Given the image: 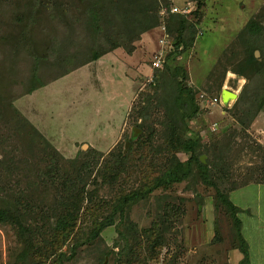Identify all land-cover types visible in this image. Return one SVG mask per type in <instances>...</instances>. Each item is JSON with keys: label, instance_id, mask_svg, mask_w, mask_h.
<instances>
[{"label": "rangeland", "instance_id": "obj_1", "mask_svg": "<svg viewBox=\"0 0 264 264\" xmlns=\"http://www.w3.org/2000/svg\"><path fill=\"white\" fill-rule=\"evenodd\" d=\"M95 1L101 40L80 27ZM108 1L38 0L28 20L31 0H0V264H240L237 253L229 257L235 230L215 188L226 193L264 170V0H204L199 10L192 0H112L115 7ZM173 7L189 12L171 14ZM161 28L168 42L163 49ZM111 43L117 46L109 50ZM102 49L106 53L91 61ZM161 49V65L152 70ZM251 56L258 65L247 62ZM178 85L198 106L180 135L197 139L198 160L213 185L193 165L180 183L123 205L121 196L154 186L162 173L164 157L156 153ZM222 90L235 99L222 105ZM147 97L151 110L142 116ZM142 118L150 148L136 149ZM39 136L60 159L51 160ZM109 152L124 155L121 172L102 182L93 168L95 184L91 177L85 200H75L70 228L56 232L62 203L69 202L68 211L72 205L62 186L73 174L66 162L93 164L94 156L99 166ZM54 167L52 180L45 178ZM109 217L111 225L92 239L93 225ZM154 226L148 242L142 230Z\"/></svg>", "mask_w": 264, "mask_h": 264}, {"label": "trees", "instance_id": "obj_2", "mask_svg": "<svg viewBox=\"0 0 264 264\" xmlns=\"http://www.w3.org/2000/svg\"><path fill=\"white\" fill-rule=\"evenodd\" d=\"M31 1H32V4H31L32 7H30V9H29V16L25 17L28 20L33 18L30 16V14L32 12H34L35 10H37V8H38L37 4H38V6H41V4L38 3V0H31ZM35 1H37V3H35ZM111 1L112 0H109L108 2L110 3V5L112 7H115L114 3H112ZM192 1L196 5V10H199L202 2L204 0H192ZM95 3H96V5L95 4H89V6L86 8L90 14L84 19V21L82 22V25L80 27L83 26L85 29L87 28L88 31L94 32L93 33L95 35L94 38H97V39L99 38L101 40L100 35L98 33L100 31V27H97V20H94L95 12L99 11L100 8H99V3L97 1H95ZM163 3L165 5H167V3L165 1H163ZM56 9L58 10V6H56ZM142 11H143V13H145L148 10H146L144 8ZM152 11H154V6L150 8V12H152ZM149 16H151V14ZM25 18L21 17L20 19H22L24 21ZM152 19L153 20L155 19V21L158 19L156 12H155ZM178 20H179V22H178L179 24H180V22H183V23L185 22L182 19H178ZM74 22H77V20H74ZM188 25H190V24H188ZM191 29L193 31V27ZM175 34L182 37L183 33H182L181 29H178L175 32ZM102 40L105 43H108V41L105 37ZM193 40H194L193 36L189 37V39L187 41V45H185V46H191V44L193 43ZM116 46H117V44L111 43L109 45V50L116 48ZM104 53H106V49L99 50V52H97L93 55H90V60L91 61L97 60L98 57ZM247 62H250L253 64L258 63V61L254 60L252 56L249 57V60H247ZM65 64H66V62H65ZM32 72L33 71H31V75H33ZM174 75L177 76L176 74H174ZM154 80H155V77H154ZM32 90H34V89H32ZM175 92H176V95L174 96V99H173V105L174 106L172 108H169V109H167V107L165 108L166 109L165 110L166 111L165 112L166 119H165V124L163 126L164 137H163V141H162L161 145L158 148V152L156 153V154L161 153L162 157H164L163 158V164L161 167L162 173L155 180L156 184H154V186H152V185L151 186H145V184H146L145 183L141 187V188H146V189H143V191H141V189H136V190L132 191L129 195L121 196V204H123V205H126L128 202H130L132 200L143 197L144 195H146V193H150L153 189H155L157 187L163 186L165 188H169L172 184L180 183L181 181H183L187 178V176L190 173V171H189L190 167L193 165L195 167H197L198 170H200L202 181L208 185H213L211 183V181L207 180V176H206V173L208 172L207 167L201 165L199 160H198L197 150H196V149H198L197 139L196 140L195 139L194 140L184 139L183 136L180 135V131H182L183 133L187 131L184 119L186 118V119L190 120L193 116H195V114L197 113V110H198V106L194 103L193 95H192L190 90H187L186 88H182L180 85H178L177 87H175ZM150 100H151L150 97H147L145 99V102H147L146 105L148 106V108L146 107V109H145V107H141L139 109L140 115L143 116V113H146L147 111L151 110L152 104H151ZM177 101L184 102L183 107H189L191 109L190 112L187 113L185 116H184L185 113H180V109L183 107H178ZM157 107H158V105H153V108H157ZM134 113H135V108L131 107L129 115L132 116V115H134ZM187 115H189V116H187ZM254 115L255 114L253 112L252 113V119H253ZM133 118L137 119L134 116H133ZM143 118L141 120L142 123L137 125V128H139L138 130L140 131L141 134L138 136V138L135 141V144L137 145L136 149H141L142 148L141 145L149 147L148 145L150 144V143H147L149 140V137L145 138L142 136L143 131H144V127H145L144 122H143V120H144ZM38 139L40 140L41 143H43V145H44L43 148H45L47 150V155L51 158V160H53L55 158V156H56V158L59 157V159H60V156L56 153L55 150L49 149L50 146H48V144L46 143V141L42 137L39 136ZM178 153H183V154L187 155V159L184 162L179 161L176 157V155ZM111 158H113V163H112L113 167L111 166L112 168L110 166H108V164L110 162L109 159H111ZM92 159L95 161V162H93V164L89 162V160H91V159H87V160H84L81 162L80 161L79 162H76V161L66 162L67 164H69V168L71 169V172H73V174H72L71 179H70V177H68V174H66L65 177H63V182L65 184H62V186H66V191H68V193L71 195V197H70L71 202L70 203L72 205L70 206L71 209L68 211L66 208L69 207L68 206L69 202L64 201V203H62V205L64 206L63 207L64 208L63 216L61 219H59L56 222V224L54 226V229L56 232L65 233L70 228V225H69V219H70L69 216L70 215L69 214H71L72 211H74V210H76V208H78L77 204L79 202L81 203L82 200H85L84 199V187L87 186L89 179L92 177L93 168L95 170V174L100 177L102 182H104V180L106 178L105 177L106 174L111 175V178L113 179L122 170L124 155H122L121 152H118L115 155V157H113V153L109 152L106 155V157H104L105 160L102 161L99 164V166H97L98 165L97 161H96L97 158L95 159L94 156H92ZM94 163H95V165H94ZM115 163H116V165H115ZM54 169H55V167L52 169H49L45 178H50L52 180V178H53L52 173H55ZM263 172H264V170L260 171V172L258 171L256 177H254L252 175H247L238 185H236V186L234 185V188L244 186L248 183H264V174H262ZM95 174L92 177V182L90 181L89 184H92V185L95 184ZM56 176H57V174H56ZM234 188H232V187L228 188L227 192H229L230 190H232ZM215 190H216V199L218 200V202L220 204H222L226 208L229 216L232 219V223H233L234 230H235L234 236H235L236 241H237V246L235 249H237L243 256L239 263L240 264H246V254L244 251V244L240 239V236H239L238 230H237V223H236V221H234V218H233V213L235 211V208L232 207V205L228 202L227 192L222 193L219 191L218 188H215ZM76 199H77V204L75 201ZM87 200L89 201V198H87ZM117 203H118V200H117ZM118 211H120V213H121V209H119ZM166 216H167V213H166ZM111 220L112 219L109 217L107 219H103L100 222H96L93 225L94 228H92L89 231L90 237L92 239L94 237H97L103 228L111 225V222H112ZM160 222H161V225L165 224L164 228H166L165 226L167 225V222H168L167 219L165 217L161 218ZM156 231H157L156 226H154L153 228H149L147 230H142V235L145 238V240L148 239V242H150V240H151V239H149L150 235L151 234L155 235ZM153 242L154 241H152V243ZM155 244H157V243L154 242V245ZM132 251H133V248L130 247L127 249L126 253L131 254ZM149 252H150V250H149ZM135 260H138L137 256H135ZM132 262H134V261H132Z\"/></svg>", "mask_w": 264, "mask_h": 264}, {"label": "crops", "instance_id": "obj_3", "mask_svg": "<svg viewBox=\"0 0 264 264\" xmlns=\"http://www.w3.org/2000/svg\"><path fill=\"white\" fill-rule=\"evenodd\" d=\"M227 200L235 208L233 218L244 244L246 264H264V183L236 187L227 192ZM236 253L240 262L243 256L237 249L231 250L229 257Z\"/></svg>", "mask_w": 264, "mask_h": 264}, {"label": "built area", "instance_id": "obj_4", "mask_svg": "<svg viewBox=\"0 0 264 264\" xmlns=\"http://www.w3.org/2000/svg\"><path fill=\"white\" fill-rule=\"evenodd\" d=\"M185 10V9H184ZM169 12L171 13V14H175V13H179V14H181V15H185V14H187L189 11H187V10H185V11H178V9L176 8V7H173V8H171L170 10H169ZM161 31V33H162V35H163V38L162 39H159L158 40V45H159V47L160 48H162L163 49V47L164 46H166L167 45V35L165 34V31H164V28H161L160 29ZM162 49H161V52L159 51L157 54H155L153 57H152V59H151V61H150V68L153 70V69H157V68H159L160 67V65H161V58H162ZM219 102H220V100H219ZM210 105H215L216 104V99H213L212 101H211V103H209Z\"/></svg>", "mask_w": 264, "mask_h": 264}, {"label": "water", "instance_id": "obj_5", "mask_svg": "<svg viewBox=\"0 0 264 264\" xmlns=\"http://www.w3.org/2000/svg\"><path fill=\"white\" fill-rule=\"evenodd\" d=\"M255 57L257 56V53L255 52ZM235 94L233 93H229L225 90H222L220 93V98H221V104L224 105L226 102H228L230 99H235ZM134 133H137L136 130L134 131ZM135 135V134H134ZM128 146V143L125 144V147ZM85 147V146H84ZM200 162L202 163V160H200Z\"/></svg>", "mask_w": 264, "mask_h": 264}, {"label": "bare ground", "instance_id": "obj_6", "mask_svg": "<svg viewBox=\"0 0 264 264\" xmlns=\"http://www.w3.org/2000/svg\"><path fill=\"white\" fill-rule=\"evenodd\" d=\"M232 102V101H231Z\"/></svg>", "mask_w": 264, "mask_h": 264}]
</instances>
